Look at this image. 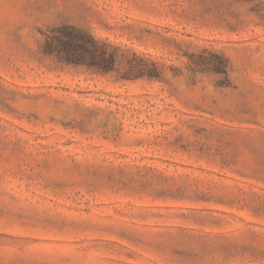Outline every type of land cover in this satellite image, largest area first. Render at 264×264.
<instances>
[{
    "label": "rangeland",
    "instance_id": "374dc122",
    "mask_svg": "<svg viewBox=\"0 0 264 264\" xmlns=\"http://www.w3.org/2000/svg\"><path fill=\"white\" fill-rule=\"evenodd\" d=\"M0 264H264V0H0Z\"/></svg>",
    "mask_w": 264,
    "mask_h": 264
},
{
    "label": "trees",
    "instance_id": "16d2710c",
    "mask_svg": "<svg viewBox=\"0 0 264 264\" xmlns=\"http://www.w3.org/2000/svg\"><path fill=\"white\" fill-rule=\"evenodd\" d=\"M56 48L58 53L65 56V61L67 63L90 67L98 66L99 64L96 58L93 57V59L88 62L84 56L89 53L90 49L95 51L98 50L97 44L91 37L85 36L73 29L65 33L64 37L57 40ZM227 66V62L223 58H220L219 65L216 67L215 72L227 76Z\"/></svg>",
    "mask_w": 264,
    "mask_h": 264
}]
</instances>
